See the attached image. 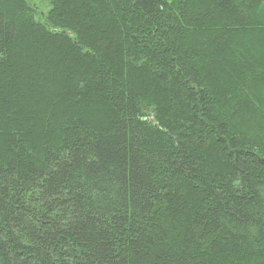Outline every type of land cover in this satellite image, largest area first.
I'll list each match as a JSON object with an SVG mask.
<instances>
[{
  "label": "trees",
  "instance_id": "trees-1",
  "mask_svg": "<svg viewBox=\"0 0 264 264\" xmlns=\"http://www.w3.org/2000/svg\"><path fill=\"white\" fill-rule=\"evenodd\" d=\"M0 0V264H264V0Z\"/></svg>",
  "mask_w": 264,
  "mask_h": 264
},
{
  "label": "snow or ice",
  "instance_id": "snow-or-ice-1",
  "mask_svg": "<svg viewBox=\"0 0 264 264\" xmlns=\"http://www.w3.org/2000/svg\"><path fill=\"white\" fill-rule=\"evenodd\" d=\"M192 2L197 4L203 3L205 7H211L212 3H214L215 0H192ZM4 43H6V40L2 34V30H0V45H3ZM0 131H2V128H0Z\"/></svg>",
  "mask_w": 264,
  "mask_h": 264
},
{
  "label": "rangeland",
  "instance_id": "rangeland-1",
  "mask_svg": "<svg viewBox=\"0 0 264 264\" xmlns=\"http://www.w3.org/2000/svg\"><path fill=\"white\" fill-rule=\"evenodd\" d=\"M35 3L39 8V12L45 15L46 11L48 10V3L44 0H36Z\"/></svg>",
  "mask_w": 264,
  "mask_h": 264
}]
</instances>
